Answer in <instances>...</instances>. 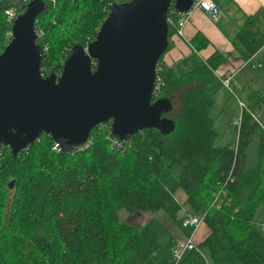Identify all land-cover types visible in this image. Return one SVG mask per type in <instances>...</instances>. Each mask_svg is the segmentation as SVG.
I'll list each match as a JSON object with an SVG mask.
<instances>
[{
	"label": "trees",
	"instance_id": "1",
	"mask_svg": "<svg viewBox=\"0 0 264 264\" xmlns=\"http://www.w3.org/2000/svg\"><path fill=\"white\" fill-rule=\"evenodd\" d=\"M29 1L0 0V51L10 29L4 12L15 8L20 14ZM42 1L35 21L42 75H60L68 51L94 40L114 0ZM166 18L173 24H167L165 52L175 33L172 6ZM215 26L231 52L214 51L179 76L163 67V55L157 62L161 88L156 99L170 109L180 99L176 116L162 115L169 130H143L120 151L107 140L110 123L90 133L94 144L85 150L54 151V142L45 135L18 154L1 147L0 264H145L153 249L121 213L157 211L178 227L187 215L203 216L199 227L207 229L206 237L199 243L192 239L194 249L177 264H264V237L253 225L257 208H264V125L254 114L264 96L260 90L248 95L233 147L213 146L217 133L208 116L214 74H225L216 70L229 60L246 63L263 47L264 14L244 16L233 35L219 21ZM207 45L200 33L189 41L193 52ZM253 140L250 166L247 149ZM173 166L180 172L168 190L158 175Z\"/></svg>",
	"mask_w": 264,
	"mask_h": 264
},
{
	"label": "water",
	"instance_id": "2",
	"mask_svg": "<svg viewBox=\"0 0 264 264\" xmlns=\"http://www.w3.org/2000/svg\"><path fill=\"white\" fill-rule=\"evenodd\" d=\"M193 0H129L112 4L93 41L65 56L60 75H42L35 21L42 0L15 19L0 54V151L18 154L49 136L65 153L83 147L99 125L128 142L143 130L165 132L169 104L152 99L155 67L167 48L166 13Z\"/></svg>",
	"mask_w": 264,
	"mask_h": 264
},
{
	"label": "rangeland",
	"instance_id": "3",
	"mask_svg": "<svg viewBox=\"0 0 264 264\" xmlns=\"http://www.w3.org/2000/svg\"><path fill=\"white\" fill-rule=\"evenodd\" d=\"M195 61L196 59L191 57L186 64L188 69L180 66L177 70H175V74L177 76L184 74L187 70L195 66ZM257 62H260V67L257 66ZM263 76L264 50L258 55L256 59L253 60L251 65L243 66L235 74L234 85L236 83V87L233 89V95L221 88L218 82L215 80L213 84V93L211 96L212 106L208 112V116L212 120V127L217 133V137L213 143L214 147H233L237 134V125L235 122L238 120L239 123L241 108L248 105V95L251 92L260 90V95L264 96V91L261 90V81ZM179 108L180 99L174 100V102L171 104V109L168 113V116H176L179 112ZM254 114L260 119L261 124L264 125V102L255 107ZM88 141L90 143L89 146L78 149L85 150L94 144V140L91 139ZM109 145L111 147L110 142ZM254 151L255 141L253 140L247 149L248 156H251V153ZM253 161L254 157L249 160L250 166L253 164ZM179 172L180 169L178 166H173L169 171L167 169L161 171V173L158 175V178L162 180L165 189L172 188L175 182V176L178 175ZM122 213L121 215L123 218L124 213ZM253 225L264 237V208L261 206L257 208L255 212L253 217ZM139 230V234L147 243L151 244L152 247H150L153 248L154 251L152 256L145 262V264H161V261L166 258L167 255L166 251H168L169 248V237L174 239L176 236H178L180 238L181 234L184 233V230H180L175 222L171 221L165 226H162V224L160 225L159 221H157L154 216L150 217L148 224ZM172 249L170 252V257L167 259L168 262L172 259Z\"/></svg>",
	"mask_w": 264,
	"mask_h": 264
},
{
	"label": "crops",
	"instance_id": "4",
	"mask_svg": "<svg viewBox=\"0 0 264 264\" xmlns=\"http://www.w3.org/2000/svg\"><path fill=\"white\" fill-rule=\"evenodd\" d=\"M213 1L215 7L217 8L215 12L206 13L198 10L191 11L190 19L183 27L182 37H177L175 35H172L169 38L172 46L162 56L161 64L163 65V67L169 68L175 74V70H177L180 66H183V68H187L186 67L187 61L191 57H194L196 59L195 66H197L200 61L210 56L214 51L220 53L231 52L232 47L229 41L216 28L215 26L216 22L219 21L222 27L224 28V30L226 32L228 31L230 35H233L236 28L242 24L244 16L264 14V0H231L235 8L228 0H213ZM196 33L202 34L203 37L208 42L207 47L201 50L200 52H193V50L189 46L190 39ZM263 50L264 47H262L246 63H243L239 60H229L224 65H221L216 71L218 73H226L227 71L229 72L231 71L234 72V77H235V74L243 66L251 65L253 60L256 59ZM257 66L260 67V62H257ZM235 87H236V83L233 89ZM245 107H242L241 110L244 109ZM170 189L171 188H168V190ZM174 195H176V197H178L179 200L182 199V195L180 193L174 192ZM152 216H154V218L157 221H159V224L160 225L162 224V226H165L166 224L171 222V220L162 211H157L155 213H135L130 215L128 214L125 215L124 213V220L128 222L130 225H132L139 234L140 231L139 229L145 227L148 224L150 217ZM178 228L180 229V227ZM186 231L187 230L183 231L184 233L181 234L180 238L178 236H176L174 239H172V237H169V248L168 251H166L167 255L166 258H164L161 261V264L163 263V261L167 262V259L170 257V252L172 247L175 245L177 241L183 240L185 238V236L188 234V231L187 232ZM207 233L208 231L204 226L199 227V229L195 232L193 236L194 243H199L203 241ZM140 237L148 246H151V244L147 243L141 235Z\"/></svg>",
	"mask_w": 264,
	"mask_h": 264
},
{
	"label": "built area",
	"instance_id": "5",
	"mask_svg": "<svg viewBox=\"0 0 264 264\" xmlns=\"http://www.w3.org/2000/svg\"><path fill=\"white\" fill-rule=\"evenodd\" d=\"M127 1H129V0H114L113 3H111L109 5V7L112 4H120V3H125ZM216 9L217 8L215 7L213 0H193L191 3L190 9L187 12L176 13L177 18H176V23H175L174 35L177 37H182L183 27L189 21L191 11L198 10L201 12L208 13V12H215ZM4 14L6 16V22L10 28L9 31H7L5 34V38L7 41L6 46H7L8 43L10 42L11 38H12V32H11L12 25H13L15 19L17 18V16L19 14L15 8H10V9L6 10L4 12ZM166 24L172 25L173 20L171 18H168V19L166 18ZM37 36L39 37L40 33L37 32ZM1 53H2V51H0V54ZM160 69H161L160 66L156 64L154 84H153V88H152V92H151V96H152L153 100H155L157 98V95L159 94L160 88H161V79L158 75V72L160 71ZM214 75H215V79L218 82L219 86L233 95L234 72L230 71V72H227L223 75H219V74L215 73ZM235 124L236 125L239 124L238 120L235 122ZM107 139L109 140V142L111 144V148H114L117 151L122 150V148L124 147L125 142L118 140L117 138L113 137L111 134H110V136L107 137ZM89 144L90 143L88 141L83 147L89 146ZM81 148L82 147H80V149ZM53 150H55V151L60 150L59 144L54 143ZM222 195L224 196V193ZM212 205L214 206L215 209L218 208V199L214 196H213ZM202 217L203 216L187 215L181 219L180 227L182 229H188L189 234L186 236V238L177 242L174 245V247L172 249V255H171L172 259L169 262L167 261V263L177 264L182 259V257L185 255V253L194 249V244H193L192 239H193L195 232L197 231V229L199 228V226L202 223Z\"/></svg>",
	"mask_w": 264,
	"mask_h": 264
}]
</instances>
